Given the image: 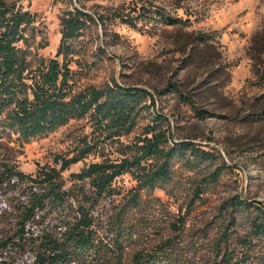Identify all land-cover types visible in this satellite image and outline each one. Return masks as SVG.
<instances>
[{
	"label": "rangeland",
	"instance_id": "374dc122",
	"mask_svg": "<svg viewBox=\"0 0 264 264\" xmlns=\"http://www.w3.org/2000/svg\"><path fill=\"white\" fill-rule=\"evenodd\" d=\"M4 1L35 14L32 51L50 58L59 44L64 10L75 6L97 18L139 0ZM144 3L165 7L182 21L133 27L103 17L102 24L91 23L72 42L70 64L74 91L116 81L153 94L154 104L146 101L149 107L141 111L135 128L107 138V130L87 113L28 141L5 132L0 163L34 173L41 165L59 166L61 157L91 144V152L63 172L67 178L92 161L130 155L144 127L159 121L170 132L169 143L188 140L216 158L189 166L177 155L169 166V180L141 189L136 206L130 198L137 180L129 172L116 177V210L125 206L122 222L129 231L121 235V250L108 251L101 261L114 264L119 252L122 261L117 264L130 263L135 252L152 250L166 239L170 257L159 264H203L217 241L242 248L239 241L248 234L249 221L244 211L231 219V199L264 208V0ZM199 110L206 114L198 116ZM217 167L216 178L203 179ZM5 228L0 224V230ZM244 258L248 264H264V239Z\"/></svg>",
	"mask_w": 264,
	"mask_h": 264
},
{
	"label": "trees",
	"instance_id": "16d2710c",
	"mask_svg": "<svg viewBox=\"0 0 264 264\" xmlns=\"http://www.w3.org/2000/svg\"><path fill=\"white\" fill-rule=\"evenodd\" d=\"M139 1L97 18L75 6L64 10L57 50L53 57L44 58L32 51L35 14L17 2L0 0V138L10 131L28 141L87 113L107 130V138L131 132L141 111L149 107L146 101L150 99L154 104L153 94L116 81L74 91L70 64L72 42L91 23L102 24L103 17L119 19L133 27L138 23L174 25L182 21L165 7L146 6L144 2L150 0ZM154 114L161 119L159 112ZM205 114V110L197 112L198 116ZM170 140L168 128L154 122L144 127L130 155L115 161H92L81 170L70 172L67 178L63 172L84 159L93 148L91 144H85L70 157H61L59 166L41 165L34 173L1 162L0 224L6 228L0 230V264H105L101 256L121 250V235L129 231L122 222L125 206L116 210V177L129 172L137 180L130 198L131 205L136 206L141 189L169 180V166L177 155L185 157L189 166L216 158L214 152L196 143H169ZM218 168L203 179L216 178ZM229 207L231 219H236L241 211L248 217V234L239 241L242 248L217 241L203 264H248L245 253L256 241L264 239V208L252 207L241 198L231 199ZM169 247L170 240L165 239L152 250L135 252L127 264L164 262L170 257ZM117 254L114 264L122 261Z\"/></svg>",
	"mask_w": 264,
	"mask_h": 264
}]
</instances>
